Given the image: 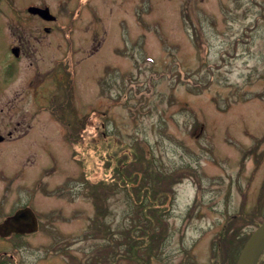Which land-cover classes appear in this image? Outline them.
<instances>
[{
	"label": "rangeland",
	"instance_id": "374dc122",
	"mask_svg": "<svg viewBox=\"0 0 264 264\" xmlns=\"http://www.w3.org/2000/svg\"><path fill=\"white\" fill-rule=\"evenodd\" d=\"M33 1L50 33L0 14L1 60L31 41L0 82V133L28 127L0 144V223L38 226L0 264H237L264 219V0ZM130 219L163 228L149 263Z\"/></svg>",
	"mask_w": 264,
	"mask_h": 264
},
{
	"label": "flooded vegetation",
	"instance_id": "af4514ba",
	"mask_svg": "<svg viewBox=\"0 0 264 264\" xmlns=\"http://www.w3.org/2000/svg\"><path fill=\"white\" fill-rule=\"evenodd\" d=\"M21 1L22 0H0V7H3V9L0 8V14H2L3 17H8L6 16L8 13L10 17L16 19V16H19L20 15L19 13L20 12L22 13V11L25 10V12L29 15V17H35L38 21L40 22L42 21L41 29L45 33H50L53 27L52 26L50 27L48 24L49 23L53 24V22L56 21L55 16L52 15L50 12L49 9L50 7L45 4L37 5V2L33 0H28L24 4H21ZM31 8L48 10L49 13L52 15V18L50 20H45L39 17L37 13H33L32 10H30ZM0 29L2 31L1 27ZM15 34L16 36H14L11 41L6 40V37L4 36L3 37L4 40L3 42H1L3 49H5V56L2 58V60L0 59V82H2L6 78L13 76L17 68L16 64L20 62L24 56L28 57L30 54V42H31L30 39L27 38L24 39L23 36L18 34L17 32ZM65 38L69 43V35H65ZM65 59L67 60L68 63H70V54ZM66 60H64L63 62L66 63ZM29 64H32V62ZM69 67L67 68L68 76L70 75ZM29 73H32L33 74L32 76L34 77L38 75L35 74V71ZM1 74L3 78L1 77ZM55 77H56V82L61 81L57 78L58 77L57 75ZM70 79H71V75L69 76L68 81H70ZM30 80H32V78H30ZM31 95L32 93L30 92V96ZM67 102H69V100H67ZM3 119H4L3 124H5L3 126L4 129H9V130L4 134L0 133V144H3L5 143V141H10L12 139L20 140L24 134L26 135L28 127H26V129L22 133V130L24 128V126L22 125V123L24 122L23 118H18L16 120H13L12 117H8L6 120V118L3 117ZM13 132L16 133L14 134L16 135L14 137L12 136ZM22 209L27 210V208H22ZM22 209L21 211L19 210V213L17 214L14 213L6 217V219L3 221L2 227H0V236H4V238H10V237L21 238L30 235V233H33L35 231L36 227L38 226L37 224L38 216L34 215L33 217L32 215L27 213V211H22Z\"/></svg>",
	"mask_w": 264,
	"mask_h": 264
},
{
	"label": "trees",
	"instance_id": "16d2710c",
	"mask_svg": "<svg viewBox=\"0 0 264 264\" xmlns=\"http://www.w3.org/2000/svg\"><path fill=\"white\" fill-rule=\"evenodd\" d=\"M136 174H137V170H136ZM132 175L133 174L131 173L130 175H127L126 177H127L128 180H130V181L133 182L136 179V176L135 177H132ZM124 181H126V179H123V182ZM263 187H264V184H263ZM260 199H261V194L259 195V201H260ZM259 213H260L259 208H255L254 211H253V214L256 215V214H259ZM130 221H129L130 231H128V232L131 234V236H134L133 238L137 239L136 242L139 243V246L140 247H142V248L145 249L144 251L146 253V254L145 253L142 254L143 256L145 254V256L142 257V258H139L138 257V254H137L136 255V258H135V259H137L136 262H141L142 261L141 259L148 260L147 258H150L154 254L157 246L158 245H160V246L163 245V244H160L161 242L163 243V239L161 240L162 235H163V233H162L163 228L161 226H158V231L152 232L153 229H149L150 228V225H151L150 224L151 223L150 220H148L149 222L147 221V224L146 225L143 224L142 227H136V222L134 220H131V219H130ZM153 221H152V223H153ZM157 224H158V222H157ZM96 228H97L96 230H99L100 229L103 232L104 236H106L104 238L105 239H108V242L110 243L111 242V239H112V237H111L112 236V233L111 232L109 233V231H110L109 230V227L106 226V225H103V224H96ZM160 230H161V232H159ZM106 231H108V232H106ZM137 232H138L139 235L137 234ZM157 233H159V234H157ZM122 235H125V232L122 233ZM263 260H264V249H263V251H262V253H261V255H260V257H259V259L257 261V264H261V262H263ZM148 263H149V260H148Z\"/></svg>",
	"mask_w": 264,
	"mask_h": 264
},
{
	"label": "water",
	"instance_id": "95a60500",
	"mask_svg": "<svg viewBox=\"0 0 264 264\" xmlns=\"http://www.w3.org/2000/svg\"><path fill=\"white\" fill-rule=\"evenodd\" d=\"M30 10H32L33 13H37L39 16H41L46 20H50L52 18L48 14L47 10H41L37 8H31ZM27 213L29 212L27 211ZM263 249H264V221H262L260 225L257 226L247 238L238 256L237 264H256Z\"/></svg>",
	"mask_w": 264,
	"mask_h": 264
}]
</instances>
